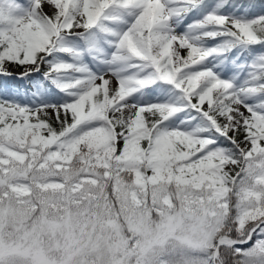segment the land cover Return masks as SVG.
<instances>
[{
	"label": "snow or ice",
	"instance_id": "snow-or-ice-1",
	"mask_svg": "<svg viewBox=\"0 0 264 264\" xmlns=\"http://www.w3.org/2000/svg\"><path fill=\"white\" fill-rule=\"evenodd\" d=\"M0 264H264V0H0Z\"/></svg>",
	"mask_w": 264,
	"mask_h": 264
},
{
	"label": "rangeland",
	"instance_id": "rangeland-1",
	"mask_svg": "<svg viewBox=\"0 0 264 264\" xmlns=\"http://www.w3.org/2000/svg\"><path fill=\"white\" fill-rule=\"evenodd\" d=\"M8 83H9V86L10 87H16V86H18V82L17 81H14V80H10V81H8Z\"/></svg>",
	"mask_w": 264,
	"mask_h": 264
}]
</instances>
